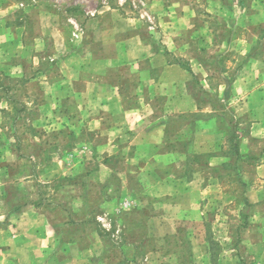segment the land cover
Returning a JSON list of instances; mask_svg holds the SVG:
<instances>
[{"label":"rangeland","instance_id":"374dc122","mask_svg":"<svg viewBox=\"0 0 264 264\" xmlns=\"http://www.w3.org/2000/svg\"><path fill=\"white\" fill-rule=\"evenodd\" d=\"M0 264H264V0H0Z\"/></svg>","mask_w":264,"mask_h":264},{"label":"crops","instance_id":"0c3cea01","mask_svg":"<svg viewBox=\"0 0 264 264\" xmlns=\"http://www.w3.org/2000/svg\"><path fill=\"white\" fill-rule=\"evenodd\" d=\"M150 226H152L151 221H150Z\"/></svg>","mask_w":264,"mask_h":264}]
</instances>
